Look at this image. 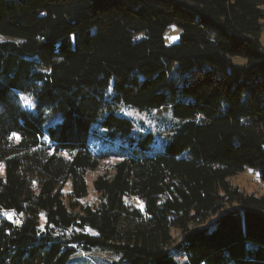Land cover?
<instances>
[{
  "label": "trees",
  "instance_id": "obj_1",
  "mask_svg": "<svg viewBox=\"0 0 264 264\" xmlns=\"http://www.w3.org/2000/svg\"><path fill=\"white\" fill-rule=\"evenodd\" d=\"M263 27L264 0H0V264H264V194L230 183L264 185ZM99 133L128 139L90 206Z\"/></svg>",
  "mask_w": 264,
  "mask_h": 264
},
{
  "label": "rangeland",
  "instance_id": "obj_2",
  "mask_svg": "<svg viewBox=\"0 0 264 264\" xmlns=\"http://www.w3.org/2000/svg\"><path fill=\"white\" fill-rule=\"evenodd\" d=\"M180 37V30L176 28L175 26L170 27L164 35V42L166 45H171L173 43H176L179 40ZM4 39L0 38V41H3ZM260 43L264 48V27L260 35ZM25 105L30 108V102H25ZM124 114L127 118L131 119L132 122L135 124V129L132 133V137H137V132L139 130L143 129H150L153 131H156L154 134L155 141L157 144H159L162 141V135H160V129L158 127V120H164V119H170V117L166 114V112H140L136 110H125ZM128 138H118L115 140L109 139L107 136L100 134L97 136L96 139L93 141L89 140V145L93 149L96 150V152H101L102 154H105L107 156V159L103 160L98 168L93 172L86 173V182H87V188H88V196L81 201L82 204L87 205H93L97 202V195L94 193L92 188L93 181L103 175L110 174L112 166L116 163L117 159L116 157H113L112 155L115 154L121 144H127L126 140ZM230 183L238 187V189L241 192H244L247 195H256L260 196L264 194V185L259 181L257 174L255 172H251L248 170H245L243 173H240L230 179ZM70 191V185H66L63 189V192L65 196ZM126 204H128L130 207L133 208H140L142 209L144 207V202L140 201L137 198H125ZM7 217L14 218L13 214H7ZM216 217L211 218L205 225H210L212 222H214ZM172 237L175 240V243H179L182 241L183 236L180 231H172ZM82 260L88 261L90 264H112L113 261H116L115 258L112 256H109L106 253H100L97 251H92L87 255V253L81 254L80 257ZM176 260L179 262V264H184V259L182 256H178ZM98 261V263H97Z\"/></svg>",
  "mask_w": 264,
  "mask_h": 264
},
{
  "label": "snow or ice",
  "instance_id": "obj_3",
  "mask_svg": "<svg viewBox=\"0 0 264 264\" xmlns=\"http://www.w3.org/2000/svg\"><path fill=\"white\" fill-rule=\"evenodd\" d=\"M13 135H14V136H17V138H19V137H18V134L14 133Z\"/></svg>",
  "mask_w": 264,
  "mask_h": 264
}]
</instances>
